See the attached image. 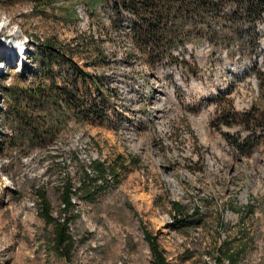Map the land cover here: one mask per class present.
Instances as JSON below:
<instances>
[{
  "label": "rangeland",
  "instance_id": "rangeland-1",
  "mask_svg": "<svg viewBox=\"0 0 264 264\" xmlns=\"http://www.w3.org/2000/svg\"><path fill=\"white\" fill-rule=\"evenodd\" d=\"M136 22L118 0H0V264H154L143 228L169 264H264V136L242 154L230 139L255 138L260 126L219 118L229 108L264 114L256 72L264 71V21L256 45L245 19L240 36L200 22L157 49L139 37ZM47 38L95 75L103 93L65 60L54 61L59 84L76 86L90 104L103 101L108 115L100 122L69 113L65 129L35 148L9 116L5 87L42 69L34 52ZM92 160L116 176L87 195L81 182L85 170L97 177ZM68 179L77 195L65 214L78 216L63 257L40 217L39 194L58 217ZM196 207L202 223L177 228L175 216ZM224 240L240 250L234 262L221 259Z\"/></svg>",
  "mask_w": 264,
  "mask_h": 264
},
{
  "label": "trees",
  "instance_id": "trees-1",
  "mask_svg": "<svg viewBox=\"0 0 264 264\" xmlns=\"http://www.w3.org/2000/svg\"><path fill=\"white\" fill-rule=\"evenodd\" d=\"M36 5L53 4L58 0H33ZM40 1V2H39ZM119 4L137 15L135 31L139 37L146 41L152 48L157 49L164 42L166 36L170 37L168 43L174 38H180V35L188 27H196L200 22L208 27L213 23H220L227 28L231 35L240 36L241 24L247 19L250 22L251 42L257 43V27L259 21H264V0H118ZM34 9V8H33ZM244 9V17L242 15ZM214 35V32H212ZM223 40L230 39L229 34L222 35ZM39 41V46L34 52V59L40 64L42 69H35L32 72V80L19 77V83L14 82L6 86V99L8 100L9 116L20 127V131L25 132L28 139V145L32 147H46L47 137L59 135L66 126L67 115L70 113L77 119L85 118L103 122L108 112L106 107L98 104L95 98L93 104L84 100L79 95L77 87H69L65 84H59L56 77L52 74L54 61L65 60L74 75L82 78L83 83L90 81L97 86L99 94H102L99 79L79 67V65L68 56L63 47L58 45L50 38L45 41ZM258 47V45H257ZM261 78V86L264 89V71L256 70ZM30 80V82H29ZM16 81V80H15ZM29 82V83H28ZM7 113V115H8ZM264 113V112H263ZM219 118L226 125L241 123H257L262 132L255 138L248 139H230L233 146L242 154H250L252 148L250 145L264 136V114L262 118L252 114V111L246 113L234 112L231 108L223 109ZM43 137L44 142H41ZM91 168L97 175L94 178L91 172L85 170L82 177V184L87 195H92L99 189L96 186L98 181H108V177L114 178L116 174L109 170L107 166L99 161L92 160ZM113 173V174H112ZM77 192L69 179L65 182L62 192L63 208L61 214L56 217L53 214L51 203L45 191L40 192V217L53 227V247L55 251L65 257L69 256L73 247V237L70 232L69 223L77 217L67 216L65 213L74 207V197ZM175 208L180 211L182 205L179 202H173ZM248 209L252 212L251 208ZM198 207L194 214H182L179 218L175 216L177 228H183L191 225H200L202 218L198 217ZM144 229V237L149 245L154 264H169L165 251L161 248L157 237L148 229ZM229 240H224L221 248V259L226 258L234 262L240 250L235 252L230 245Z\"/></svg>",
  "mask_w": 264,
  "mask_h": 264
},
{
  "label": "clouds",
  "instance_id": "clouds-1",
  "mask_svg": "<svg viewBox=\"0 0 264 264\" xmlns=\"http://www.w3.org/2000/svg\"><path fill=\"white\" fill-rule=\"evenodd\" d=\"M20 51H21V54H22V52H23V49H21Z\"/></svg>",
  "mask_w": 264,
  "mask_h": 264
}]
</instances>
